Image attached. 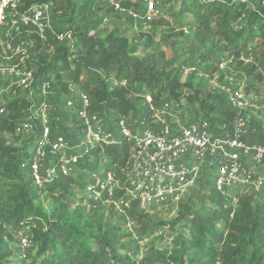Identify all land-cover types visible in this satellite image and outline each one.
Segmentation results:
<instances>
[{"label": "trees", "instance_id": "16d2710c", "mask_svg": "<svg viewBox=\"0 0 264 264\" xmlns=\"http://www.w3.org/2000/svg\"><path fill=\"white\" fill-rule=\"evenodd\" d=\"M120 1L125 7L141 6V0ZM247 1L254 6V9L248 8L245 19L248 23L244 24L245 27L235 28L234 25L227 27L233 10L231 0H202L206 9L198 16L195 35L201 42L204 36L199 30L212 32V22L217 19L226 23L228 46L225 49L232 53V59H241L248 47L253 51V60L238 59L235 69L261 80L264 78V0ZM34 2L49 3L51 18L65 19L67 29L64 32L70 33V38L62 39L51 34L44 43L32 35L34 46L26 60V65L34 73L32 89L35 91L38 82L48 78L56 90L49 114L52 132L60 131L72 138L80 131L75 112L65 107L64 99L69 97L67 82L84 90L93 106L109 118L144 113L137 111L132 98L133 94L144 89L154 102L167 98L175 107L185 104L182 90L191 86L190 81L183 82L167 63L159 65L154 54L136 56L129 47L128 37L121 32L109 30L100 35L93 31L92 0H23V6ZM238 8L245 9L243 6ZM108 9L112 11L111 6ZM159 20L150 22L149 27L155 26ZM257 21L261 23L257 38H254L249 26ZM111 71L119 83L112 89L108 88L102 75ZM4 84L6 82L0 81V88ZM4 98L7 101L5 112L0 115V174L9 180L10 187L4 208L0 210V264H142L129 254L112 253L111 230L97 219L85 216L76 203L73 211H69L70 204L75 202L72 189L84 187V172L110 169L118 178L124 179V170L130 172L131 167V141L122 139L118 143L93 147L75 162L81 175L78 172L58 174L52 182L37 187L30 174L29 159L34 142L41 133V125L37 122L28 138L15 134L14 124L25 116L31 99L28 91L14 85ZM188 99L197 100L198 92L189 95ZM196 104L197 114L192 117L200 114L216 128L232 118V110L225 106L218 109L209 106L216 114L209 116L201 109L206 106L203 101ZM220 115L224 117L219 119ZM197 185L204 191V204L195 208L184 223L176 237L177 250L169 258L170 262L264 264V200L261 196L252 189L220 192L207 172L200 175ZM41 192H48L53 198L49 214L42 212L40 204L35 203ZM188 198H182L177 205L181 206L178 220L183 219L184 212L191 211L184 205ZM144 210L146 208L132 202L120 215L142 220ZM24 236L30 239L32 246L22 251L19 243Z\"/></svg>", "mask_w": 264, "mask_h": 264}, {"label": "built area", "instance_id": "2783aa9c", "mask_svg": "<svg viewBox=\"0 0 264 264\" xmlns=\"http://www.w3.org/2000/svg\"><path fill=\"white\" fill-rule=\"evenodd\" d=\"M19 0H0V115L5 112L4 95L11 86L28 91L31 99L25 116L14 124V133L28 138L35 124L41 133L35 140L29 159L33 184L41 187L58 174L77 173L76 160L89 149L130 140L131 167L127 183L113 170L84 172V201L96 205H109L124 214L132 202L142 208L150 206H177L185 194L194 188L203 172L210 173L216 190L252 189L264 200V138L250 141L260 123L252 125L246 110L258 98L245 92L243 84L229 87L230 76L214 89L224 94L232 118L216 128L201 115L178 117L173 102L162 98L157 102L148 94L142 101L144 113L119 114L109 118L97 110L89 95L75 83L67 82L65 107L75 112L80 131L67 138L60 131L52 132L50 108L55 95L52 80L45 78L32 89L34 73L26 65L34 46L32 35L47 42L51 34L56 38H70V33H56L50 24L51 8L47 2H34L22 8ZM169 0H141L138 8L125 7L120 0L111 3V13L125 16L134 26L149 27L153 20L164 17ZM231 5L254 9L247 0H231ZM240 16H246L238 8ZM264 13V12H263ZM102 22L106 24L108 17ZM245 62L253 60L250 47L240 57ZM230 58L217 64V72L225 69ZM196 78H206L197 67L185 69ZM216 75V72L214 73ZM22 251L31 248L27 236L21 238Z\"/></svg>", "mask_w": 264, "mask_h": 264}, {"label": "rangeland", "instance_id": "374dc122", "mask_svg": "<svg viewBox=\"0 0 264 264\" xmlns=\"http://www.w3.org/2000/svg\"><path fill=\"white\" fill-rule=\"evenodd\" d=\"M113 1L98 0V6L93 5L90 12L95 27L93 31L96 33V30L108 32L116 29L115 26L118 20L125 22L126 28L123 32L125 31L128 35L129 47L136 56L143 57L148 54H154L159 65L167 63L169 68L177 71L178 77L183 82H191H189L191 86L184 87L182 90V98H185V104L175 107L178 117L197 114L198 105L196 103L199 104L201 101L206 105L201 107L202 111L209 116H216L215 111H211L212 109H209V106L217 109L225 106L227 109V104L222 98L224 94L214 89V84L223 83L222 79L226 75L231 77V80L227 81L230 88L243 84L246 94L258 98V102L253 101L246 113L250 117L252 125L260 123V129L264 127V78L257 80L252 76H246L240 70H236L235 64L239 58L232 59L230 56L232 53H228L229 49H225L228 46L227 27L234 25L236 28V26H244V24L246 26L248 23V21L245 23L246 16H240L238 5L233 6L230 24H227V27L226 23L217 19L212 22V32L204 33L199 30L200 35L204 36V40L200 42L195 34L198 16L206 9L203 7L202 0H169V4L164 8V17H161L156 22V25H152V27H143L141 25L135 27L133 22L125 18V16L123 19L122 15L111 13L108 7L111 6ZM17 3L24 8L23 0H19ZM244 12L247 15L248 8H245ZM104 16L108 17L106 24L102 22ZM52 17L50 18L52 30L57 33H66L64 32L67 29L65 19ZM260 23L261 21H257L249 26V29L252 27V31H250L254 38H257L256 34L259 32ZM132 26L134 28H131ZM227 58L232 60L229 62V66L217 72L218 62ZM192 66L206 73L207 77L199 79L193 74H187L185 69ZM213 72H216V75ZM102 75L108 88L112 89L114 86L119 85L114 79L112 71ZM196 91L198 92V99H188V96ZM146 95L148 93L145 92V89L138 94L132 95L138 112L143 111L142 101ZM223 117L220 115L219 119ZM260 129L258 128L257 130ZM261 132L264 135V130ZM81 174L82 172L78 171V175ZM129 175L130 172L124 170L123 181L125 183H127ZM9 187V180L0 174V210L4 208ZM72 193L75 194L73 196L75 202L70 204L69 211H73L76 203L81 207V211L85 216L97 219L105 228L111 230L112 253L129 254L132 258L141 260L142 264H172L169 258L177 250L175 244L177 235L182 230L184 223L189 220L192 211L199 205L204 204L205 199L201 186L196 185L183 197H189L187 201H184V205L189 207L191 211L189 213L184 212L185 216L182 220H178L181 206L172 205L150 206L144 210V218L138 220L129 215L122 217L112 206L105 204L93 206L84 202L81 188L74 187ZM52 202L53 198L48 192H41L35 198V203L40 204V208L45 214H49ZM205 204H207L206 201Z\"/></svg>", "mask_w": 264, "mask_h": 264}, {"label": "crops", "instance_id": "0c3cea01", "mask_svg": "<svg viewBox=\"0 0 264 264\" xmlns=\"http://www.w3.org/2000/svg\"><path fill=\"white\" fill-rule=\"evenodd\" d=\"M97 3H98V0H92V2H91V9L93 8V5L94 6H98L97 5ZM126 18V17H125ZM123 19H124V16H123ZM128 19V18H127ZM128 20H130V19H128ZM131 21V20H130ZM132 24V23H131ZM126 24H125V22H123V21H120V20H118V22H117V24H116V29L115 30H117V32H121L122 34H124L126 37H128V35L126 34V32L124 31L123 32V30H125V28H126V26H125ZM95 28V27H94ZM131 28H134L133 26L131 27ZM96 30V29H95ZM97 31V33H99L100 35H103L105 32H100L99 30H96ZM253 117V116H252ZM259 129H260V127H259ZM264 130V127H262L260 130H257V133L256 134H252V135H250V141H260L261 139H263L264 138V135L263 134H261L262 132L261 131H263ZM258 131H260V132H258Z\"/></svg>", "mask_w": 264, "mask_h": 264}]
</instances>
